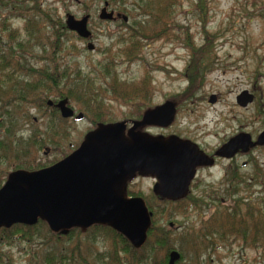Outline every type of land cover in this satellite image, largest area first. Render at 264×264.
Instances as JSON below:
<instances>
[{"label":"rangeland","instance_id":"rangeland-1","mask_svg":"<svg viewBox=\"0 0 264 264\" xmlns=\"http://www.w3.org/2000/svg\"><path fill=\"white\" fill-rule=\"evenodd\" d=\"M32 1L0 0V19H7L10 29L22 40L27 36L23 18L31 16ZM36 4L63 26L68 15L77 20L90 16L88 27L92 32V38L85 40L67 26L60 30L65 45L56 54L57 65L69 67L78 77L89 79L91 85L72 86L71 90L80 97L64 99L69 100L74 117L83 114L84 118L65 120L53 139L48 137L50 131H44L48 113L32 110L36 124L25 126L23 139H29L26 145L34 143L38 149L29 153L32 156L29 160L37 165L51 167L62 161L99 124L140 121L147 111L166 102L176 106L175 121L166 132L149 129L153 135L195 138L204 150L213 152L241 133L249 134L255 141L264 131V0H175L168 16L157 19L159 24L141 17L139 8L145 0H37ZM106 4L108 12L127 17V24L122 17L116 21L101 20L99 16ZM17 6L23 11H16ZM11 9L15 11L12 13ZM135 15L144 22L140 25L144 38L139 37L138 46L136 43L132 46L130 41V34L135 32L132 19ZM47 26V23L35 26L39 40L33 42L34 55H42L41 45H46L49 32ZM2 29L4 26L0 24V37L6 44L10 30ZM158 32L160 39H152ZM90 44L95 47L92 51L88 49ZM131 46L138 50L137 55L129 57L126 52H131ZM50 54L48 49L43 60L31 58L29 52L27 57L30 64L43 67L51 59ZM244 91L254 95L256 102L240 106L237 97ZM85 94L93 97L91 103ZM211 96L218 98L215 104L209 102ZM54 98L56 94L49 96L47 104ZM34 131H38L37 136L30 139L28 136ZM13 161L0 160L3 185L15 172L10 165ZM154 185L153 178L138 177L128 189L130 195L142 198L153 213L156 236H151L144 249L126 251V241L117 238L110 229H93L86 234L75 230L62 237L60 243L47 236L43 244L1 229L0 264H107L109 253L108 264H122L123 260L126 264H165L167 250L160 247L151 250L162 238L171 248L166 264L174 250L184 257L177 264H197L200 236L212 232L211 218L217 211L225 215L224 207L238 206L240 200H264V146L238 156L231 163L222 161L201 172L193 194L179 203L157 198ZM234 238L227 235L226 243L220 240L219 247L210 249L211 253L203 251L205 257L201 260L210 264H264L260 249L247 247ZM53 247L59 249V261L49 260ZM150 253L152 258L148 259ZM34 254L39 256L36 258Z\"/></svg>","mask_w":264,"mask_h":264},{"label":"water","instance_id":"water-1","mask_svg":"<svg viewBox=\"0 0 264 264\" xmlns=\"http://www.w3.org/2000/svg\"><path fill=\"white\" fill-rule=\"evenodd\" d=\"M102 9L100 19L116 20L114 12ZM122 17V16H117ZM125 22L128 18L122 17ZM90 16L77 20L68 15L66 26L80 38H92ZM94 50V45L88 46ZM254 98L242 93L237 102L246 107ZM216 103V96L209 100ZM49 106L54 102L49 101ZM62 118L75 116L69 100L56 105ZM176 106L172 102L147 111L142 120L135 121L127 131V123L101 124L88 133L81 146L71 155L51 167L38 171L18 170L8 176L0 189V230L15 225L33 227L44 221L53 233L67 235L72 229H88L95 225L108 226L127 239L135 249L147 242L153 213L139 197L125 198L124 183L137 175L157 179L153 192L172 202L185 199L200 166L213 165L195 145L172 136L152 137L141 133L145 127H170L175 121ZM83 114L76 116L82 120ZM126 132V133H125ZM264 146V132L254 142L250 135L240 134L219 149L218 157L231 159L240 150ZM181 254L174 250L168 264H177Z\"/></svg>","mask_w":264,"mask_h":264},{"label":"trees","instance_id":"trees-1","mask_svg":"<svg viewBox=\"0 0 264 264\" xmlns=\"http://www.w3.org/2000/svg\"><path fill=\"white\" fill-rule=\"evenodd\" d=\"M8 1L12 2L14 0ZM35 1L37 0L32 1L33 5L30 10L31 16L26 15L25 18H23L26 21L25 32L27 33V36L25 39L22 40L17 37L16 32L11 30L7 24V19H0V24L4 26V29H2L3 32L10 30L8 32L9 36L6 44L3 43L0 37V160L4 159L6 162L14 160L10 164L14 168V171L25 170L32 172L50 167V165L44 164L37 165L36 162L34 163L29 160V158L32 157H30L31 154L29 153L38 151L34 143L32 145H26L30 140L28 139L26 141L23 139L25 138L26 133L24 130L25 126L36 124L33 120L32 110H44V112L48 113L47 126H45L44 131H50L48 137L53 139L54 136L59 134L58 127H60L66 119L62 118L56 107L53 106L52 108L47 104V98L56 94L57 98H54V103H57L64 98L72 99L77 97L78 99L80 96L71 90L72 86L88 88L91 85L89 79L78 77V73L69 71V67L62 68L60 65H57L56 54L60 49L62 51V49H64L63 46L65 45L64 37L62 35L60 36V30L66 28V26H63L61 21L56 23L52 20L48 13L41 10L40 5H35ZM174 1L175 0H145V4L141 5L139 8L140 15L149 20V22L159 24L160 22L157 19L168 16ZM167 2H169V4ZM14 4L15 3H12L11 5L13 6ZM14 8L16 11H23L18 6ZM15 9H11V12L13 13ZM138 18L140 17L137 15L132 18L133 30L135 31L130 34L132 46L135 43L137 46L140 44L139 37L144 38V34H142L143 27L140 26L141 24L144 25V22L138 21ZM38 23H47V29L49 28V32L47 33V43L46 45H41V56L34 55L33 53L35 48L33 42L39 40L38 32L35 28ZM157 30L158 29H156V31ZM160 37L161 33L158 32L155 33L152 39H160ZM131 48V52H126V55L129 57L137 55L135 50L138 49ZM48 49L51 51V59L45 66H36L29 63V58L27 57L28 52L31 54V58H39L40 60H43V55L47 54ZM105 66L109 67V65ZM107 74L110 75L109 70H107ZM65 91L67 92L66 94ZM85 96L87 97L86 94ZM86 99L91 103L90 100H92L93 97L90 96ZM88 110H90V108ZM95 117H97V114H95ZM98 119L100 120V118ZM37 133L38 131H34V133H31L28 137L30 139H35ZM3 180V178L0 180V189L3 187ZM163 202L179 203L168 200H163ZM238 203V206L234 204V206L224 207V210L226 211L225 215H223L222 212L217 213L219 211L213 215L211 218L213 220L211 222L212 232L207 234L203 233L200 236V243L197 244L196 257L199 261L197 264H210L207 260H201L205 251L208 250V252L211 253L210 249L215 250V248L219 247L218 241L222 240L225 242L227 235L234 236V239L243 242L245 246L248 247L252 245L264 253V200H260L259 202H252L251 200L244 202V200H240ZM223 222L226 223L222 224ZM214 226L215 228H213ZM155 228L156 227L152 224V227L148 232V240L141 249H144L151 236H154ZM109 229L117 238L119 237L126 241V251L129 249L133 252L141 250L135 249L122 235L118 234L111 228ZM227 229L229 230L225 231ZM2 231L6 233L12 232L18 235L23 234L26 240L31 239L34 242L40 240L42 244L44 242L42 240L47 236L56 241V243H60L62 238L60 233H53L44 221H39V223L33 227L15 225L10 230L2 229ZM215 237H218L216 242L214 239ZM7 238H2V240H6ZM210 238L213 239L211 240ZM168 244L169 242H167L165 238H162L154 244L155 246L152 245L151 249L154 251L155 247H160L165 251L167 250L164 257L165 264L168 260L167 254L171 250L170 245L168 247ZM53 249L57 253L52 252L51 250ZM48 250L46 249V251ZM51 250L49 252V255H51L49 260L54 259L59 261V249L53 247ZM0 256L2 257L1 254ZM38 256L39 254H34V257L37 258ZM147 258H152L151 253L147 255ZM183 259L184 257L181 258V261H183Z\"/></svg>","mask_w":264,"mask_h":264},{"label":"flooded vegetation","instance_id":"flooded-vegetation-1","mask_svg":"<svg viewBox=\"0 0 264 264\" xmlns=\"http://www.w3.org/2000/svg\"><path fill=\"white\" fill-rule=\"evenodd\" d=\"M120 14H115V16H116V20L117 19H120V17H117V16H119ZM90 19H91V17H90ZM116 20H114V21H116ZM90 21V20H89ZM125 22V21H124ZM126 23V22H125ZM127 24V23H126ZM244 92H248V91H244ZM244 92H242V93H244ZM248 94L249 95H251L253 98H254V100H253V102L252 103H250V104H253L254 102H256V98L254 97V95H252V94H250L249 92H248ZM241 95V94H240ZM239 95V96H240ZM238 96V97H239ZM212 97V96H211ZM210 97V98H211ZM237 97V98H238ZM217 97H216V102H217ZM249 104V105H250ZM248 105V106H249ZM247 107V106H246ZM74 118H76V117H74ZM176 118V117H175ZM142 120V119H141ZM124 123L126 124V121H124ZM174 123V122H173ZM107 124H111V123H107ZM101 124H99L98 126H97V128H95V129H93V130H91L90 132H92V131H95L96 129H98L99 128V126H100ZM132 125H133V122L132 123H127V131L132 127ZM172 126V125H171ZM170 126V127H171ZM145 128H147L146 130H143V129H145ZM145 128H142V129H140V132L141 133H146V134H148V135H150V136H152V137H163L165 140H167V139H169L170 137H172V136H175V137H178V138H180L182 141H186V142H190V143H192L193 145H195L196 146V148L202 153V154H204V155H206V156H208L212 161H213V165H210V166H200V167H197V169H196V171H195V177H194V179L192 180V182H191V184H190V187H189V194H188V196L185 198V199H183V200H186L189 196H191L192 194H193V186H194V184H195V181H196V179L199 177V174L201 173V172H203L204 170H208V169H211V168H214V167H216L220 162H222V161H228L229 163H231L235 158H237L238 156H241L242 154H244L241 150L233 157V158H231V159H227V158H222V157H218L216 154H217V152L219 151V149L221 148V147H223L225 144H227V143H225L224 145H222L221 147H219L217 150H215V151H213V152H211V151H208V150H204L201 146H200V144H198V142H197V140L195 139V138H188V137H182V136H180V135H178V134H169V135H164V134H159V135H153V134H151V132H149L150 130L149 129H152V128H155V129H158V130H161V131H164V132H166V131H168L167 129H169V127H167V128H163V127H145ZM89 132V133H90ZM264 132V131H263ZM262 132V133H263ZM126 133V132H125ZM261 133V134H262ZM241 134H243V133H241ZM260 134V135H261ZM240 135V134H239ZM249 135V134H248ZM259 135V136H260ZM238 136V135H237ZM259 136L257 137V139L254 141V142H257V140H258V138H259ZM86 137V136H85ZM236 137V136H235ZM234 138V137H233ZM252 138V137H251ZM85 139V138H84ZM83 143V142H82ZM81 146V145H80ZM79 146V147H80ZM78 147V148H79ZM258 147V146H257ZM260 147V146H259ZM77 148V149H78ZM256 148V147H255ZM76 149V150H77ZM254 149V148H253ZM253 149H251L250 151H252ZM76 150H74V151H76ZM73 151V152H74ZM249 151V152H250ZM248 152V153H249ZM247 154V153H246ZM246 163H244L243 164V167H246ZM138 177H150V178H153V180L155 181V185H156V183L158 182L157 181V179L155 178V177H152V176H142V175H137L136 176V178H138ZM136 178H134V179H136ZM133 179V180H134ZM133 180H131V181H129L128 183H124V185L122 186V189H121V191H122V193L124 194V197L126 198H136L135 196H132V195H130L129 194V191H128V189H129V186H130V184L132 183V181ZM154 185V186H155ZM154 193V192H153ZM156 196V195H155ZM157 198H159L160 200H166V199H163L162 197H160V196H156ZM183 200H181V201H183ZM110 227H108V226H104V225H95V226H92V227H90V228H88V229H72V230H70L69 231V233L67 234V235H62V237H66V236H69L72 232H73V230H79L82 234H86L89 230H93V229H109ZM125 244H126V242H125ZM126 246V245H125ZM110 253L108 254V257L106 258V260H108V262H109V258H110ZM123 260V259H122ZM108 262H107V264H108ZM122 264H126L125 262H124V260H123V262H122Z\"/></svg>","mask_w":264,"mask_h":264}]
</instances>
